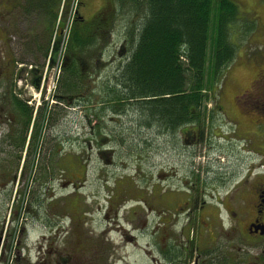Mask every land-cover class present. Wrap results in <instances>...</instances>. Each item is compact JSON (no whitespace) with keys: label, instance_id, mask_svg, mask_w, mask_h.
<instances>
[{"label":"rangeland","instance_id":"rangeland-1","mask_svg":"<svg viewBox=\"0 0 264 264\" xmlns=\"http://www.w3.org/2000/svg\"><path fill=\"white\" fill-rule=\"evenodd\" d=\"M100 1L71 0L69 9L62 11L60 5L58 7L54 5L46 15L42 10L36 11L34 15H26L23 10L16 13L15 19L12 15L8 19L0 16L3 26L6 22L12 21V24L17 22L15 29L13 25L14 30L10 33L12 42L8 49L4 46L3 51L6 53L7 50H10L15 58L19 59V62L21 59L26 60L29 67L31 65L39 68L47 66L49 53L45 57L43 47L47 51L49 44H52L55 52L57 44L59 49L67 45L68 36L74 26V13L76 8L78 9L79 2H88L87 6L82 4V9L78 10L84 16L90 15L89 17H91L97 12L95 9L98 8L97 4ZM236 1L240 6L241 14H243V16H239L244 18L241 21L238 20L237 25L229 26V41L236 48L235 58L227 70V77L219 80L221 75H218L215 85L210 88L211 90H205L208 97L201 107V114L206 118L203 127L205 140H202V145L191 160L188 153L192 144L190 145L188 141H183L180 138L175 139L176 133L174 135L166 134L168 131H160L156 127L149 128L142 125L137 105L124 106L126 109L124 110L122 107L116 106L122 104L123 101H115L109 96L108 89L110 86L112 88L115 83L114 77L118 74V68L126 63L127 57L130 56L129 52H125L126 50L121 46L125 36L124 25L130 15L126 16V12L123 14L116 10H109L110 4L106 6L105 16L109 18L113 16V20L108 27L105 26L106 33L102 37L97 36L95 38L96 45L84 55L91 59L90 62L92 61V64L86 63L93 69L90 77L91 85L87 92L92 97V107L97 109L98 128L102 133L100 136L107 134L109 139L105 142L99 140V145L89 150L86 140L90 133V125L85 117L88 112L83 101L81 107H73L71 111L66 108V111L63 110L61 114L59 113V125L54 129L50 127L45 137L50 140L48 141L50 153L47 154L50 181L45 185L47 194L44 198L46 196L51 198L49 210L51 222L55 219L58 221L70 219L64 230L50 231L52 255H55L59 249L63 250L75 264H156L152 258L159 257L162 246L161 243L152 244L150 232L158 230V215L150 214L149 212L153 209L149 211L148 205V213L140 214L141 217L138 221L140 226L145 219L147 222L144 234L138 236V245L124 240L122 234L116 230H114L116 233L112 234L117 243L105 242L106 235H103L101 229H119L123 226L122 222L126 225L125 213H123L122 222L120 218L113 217V212L110 219H105V213L112 211L109 210V197H115L114 200L119 203L120 199L124 197L143 195V191L151 190L152 185L157 183L161 185L162 189L178 190L180 199L173 201L172 206L177 207L182 213L178 205H183L184 199H181L184 198L183 194H190V179L192 178L190 161L194 164L193 170L195 171L199 168L207 169L216 166L215 162L222 164L225 161L227 166L233 165L238 169L237 173L240 171L241 177L244 178L250 164L254 166L264 157L261 150L264 140L261 138L255 139L254 144H257L255 145L257 149L253 148L251 152L247 151V146L250 145L247 137L253 136L255 132L246 130L242 132L244 137L239 139L232 134L233 127L230 122L227 123L229 120L225 115H221L220 112L214 113V109L217 108L215 101H218L219 98L221 99L219 103L224 105L235 98H240L242 101H247L245 106L243 102H239L243 108L245 107L249 111L244 113H251L253 117L257 114L256 117L260 119L264 114V110L260 109L264 103V0ZM89 5H91V11H88ZM257 6H261V12L258 10L254 12V19L249 21V12ZM99 18H103V15H100ZM60 20L61 23H59ZM44 24H48L51 28L49 38V32L43 31ZM91 25H94V22L91 24L85 20V23L79 22L75 27L78 29V33H81L82 29H91L92 31ZM61 37L63 42L61 40L62 43H59ZM1 45L3 47L4 44L1 43ZM103 47H105V52L102 56L99 54V50ZM102 51L100 50V52ZM1 53L2 50H0V56ZM54 65L50 63L49 67ZM245 90H250L249 94L242 95ZM87 92L84 94L85 99L88 97ZM36 100H39L38 96ZM34 103L36 110L37 102L34 101ZM53 106L54 103L50 100L48 108L50 114L53 111ZM237 111L238 108L234 107L229 115L233 118ZM93 116H91V125L96 122V118ZM213 123L222 124L223 126L219 129L220 133L221 130L224 131L225 135L230 136L231 139H220V141L216 139L214 141L213 133L207 128H210ZM257 124L259 129L255 137H264V122H257ZM212 139L213 143H211ZM108 144V148H113L114 152L111 155L97 157L96 150L105 146L107 148ZM254 173L257 175L254 174L252 179L261 175V170ZM159 176L164 179H159ZM158 180L160 181L158 182ZM75 184L82 185V187L76 188ZM136 185H140L142 188H138ZM213 186H206L208 194L215 193ZM78 189L81 191L79 192ZM128 205H134V202L130 201ZM86 207H88V211L87 214H84ZM115 208L119 211L121 209L118 208V204H114L113 209L115 210ZM83 216L93 221L85 223ZM179 216L181 226L176 228L177 232L183 228L187 218L186 214ZM46 230L35 228L29 235L30 242H35L34 240L41 234L47 235L48 231ZM184 238H190V227H186ZM155 239H159L158 233ZM100 241L105 242V245L100 244ZM101 245L103 247H100ZM144 247L145 249H143ZM210 250L211 248L208 249V251ZM257 252L259 250L254 245H242L244 258ZM30 254H38L36 246Z\"/></svg>","mask_w":264,"mask_h":264},{"label":"flooded vegetation","instance_id":"flooded-vegetation-1","mask_svg":"<svg viewBox=\"0 0 264 264\" xmlns=\"http://www.w3.org/2000/svg\"><path fill=\"white\" fill-rule=\"evenodd\" d=\"M101 1L97 4L96 13L91 17L80 13L76 17L75 24L85 23L86 20L91 24L94 22L91 28L97 24L109 26L113 16L106 17L105 8L110 4L109 10H120L117 5L118 0ZM82 4L87 6L88 2H79V10L82 9ZM54 5L57 7L60 5L62 11L67 10L71 6V0H0V16L8 19L12 15L15 19L16 13L23 10L26 15H34L40 10L46 15ZM142 5L145 7L144 1ZM139 7L138 0H124L123 8L126 16L130 15L129 20H126L133 26L137 22H142L147 16V8L142 11ZM91 10L89 5L88 11ZM254 12L256 11L252 12V16H255ZM100 15H103V18H99ZM16 24L17 22L12 24L11 21L3 26L0 22V42L4 44L2 47L0 43V50H2V57L0 56V264H75L73 259L59 248L55 255L51 254L50 231H62L65 226L58 219L51 222L49 211L51 198L47 196L44 198L47 194L45 185L50 181L47 156L50 153L48 149L50 140L45 137L50 127L54 129L59 125V113L66 111V108L71 111L73 107H81L83 101L89 113L85 115L90 125V133L87 134L86 140L89 150L98 146L99 140L105 142L109 139L107 134L100 136L102 133L98 128L97 109L92 107V97L87 92L91 85L90 77L93 69L86 63L92 64V61L90 62L91 59L84 54L74 53L71 47H67L58 85L64 68L72 64L74 58L81 69V76L83 79L86 78V81L84 83L79 81L74 87L79 90L72 94L63 93V88H60V85L57 86L52 100L53 111L50 114L49 102L45 99L49 70L45 73L44 66L29 67L26 60L21 59L19 62L10 50L6 53L3 51L4 46L8 49L12 42L10 33L15 29ZM50 29L48 24H44L43 31L49 32L48 38ZM101 34L104 35V33ZM43 50L46 57L50 51V44L47 51L44 47ZM74 76L79 79L78 75L74 74ZM36 82L40 87L43 85V95L40 100H36L35 88L32 87ZM73 84L75 85V81ZM86 92L88 97L85 99ZM248 92L250 90H245L242 95ZM34 101L37 102L36 110ZM220 101V98L215 101L217 108L214 109V113L220 112L221 115H225L229 120L227 123L230 122L233 127L232 134L239 139L244 137L242 132L246 130L255 132L253 136L247 137L250 141L247 151L257 149L255 146L257 144H254L255 139L264 140V137H255L259 129L257 122H264V114L260 119L256 117L257 114L253 117L251 113H244L247 109L243 108L239 102H243L245 106L247 101H242L240 98L229 101L227 105L220 104ZM234 107L238 108V111L232 118L229 112ZM260 109L264 110V103ZM91 116L96 118L94 125H91ZM205 120V116H202L177 131L166 133L171 135L176 133L175 139L180 138L192 144L188 153L190 160L196 155L202 140H205L203 131ZM222 126V124L213 123L210 128L207 127L213 133L214 141L231 139L230 136L225 135L224 131L221 130L220 133L219 129ZM261 150L264 153V144L261 145ZM113 152V148L105 146L96 150V156L111 155ZM223 163L215 162L216 166L207 169L199 168L200 170L195 171L194 164L190 161V175H192L190 194H183L184 198H181L184 199L183 205H178L182 213L177 207L172 206L173 201L180 199L178 190L162 189L157 183L152 185L151 190L143 191V195L124 197L119 203L114 200L115 197H109V210L112 211L105 213V219H110L113 212V217L120 218L122 222L123 213H125L126 225L122 222L123 226L119 229H101L103 235H106L104 241L116 244L112 234L116 233L114 231L116 230L122 234L124 240L138 245V236L144 234L147 219L141 226L138 221L140 214L148 213V205L149 211L153 209L149 213L157 214L159 220L158 230L150 232L152 244L161 243L162 246L159 257L152 258L156 264H264V157L256 165L250 164L244 178L241 177L240 171L237 173L238 169L233 165L229 167L225 161ZM257 170H261V175L252 179L254 174L257 175L254 173ZM162 176H159V179L163 180ZM248 183L251 184L248 185ZM211 185H214L215 193L208 194L206 186ZM75 187L80 188L82 185L75 184ZM137 187L142 188L140 185ZM78 191L80 192L81 189ZM130 201H133L134 205H128ZM114 204H118L120 211L113 209ZM85 210L84 214H87L88 207ZM178 214H186L187 217L180 232L176 231V228L181 226ZM83 220L85 223L93 221L86 216H83ZM186 227H190L188 239L184 238ZM35 228L47 229V235L41 234L34 240L35 242H30L29 235ZM157 233L159 239H155ZM105 242L99 243L105 245ZM243 244L254 245L259 252L244 258ZM102 245L100 247H103ZM35 246L38 254L32 255L30 252ZM209 248H211L210 251H208Z\"/></svg>","mask_w":264,"mask_h":264},{"label":"trees","instance_id":"trees-1","mask_svg":"<svg viewBox=\"0 0 264 264\" xmlns=\"http://www.w3.org/2000/svg\"><path fill=\"white\" fill-rule=\"evenodd\" d=\"M138 2L142 11L147 8V16L135 26L130 21L124 25L125 40L132 44L131 54L118 68L109 96L123 101L116 106L124 110V106L137 105L142 125L171 133L204 116L201 107L208 97L205 90H211L218 75L219 80L227 77L236 52L229 41V26L241 18L240 6L236 0ZM117 5L118 12L124 14V0H118ZM75 26L67 47L79 54L90 51L96 45L95 38L102 37L108 27L97 24L92 31L82 29L78 33ZM104 48L100 50L105 52ZM80 72L74 58L60 79L63 93L79 90L74 87L84 80Z\"/></svg>","mask_w":264,"mask_h":264},{"label":"built area","instance_id":"built-area-1","mask_svg":"<svg viewBox=\"0 0 264 264\" xmlns=\"http://www.w3.org/2000/svg\"><path fill=\"white\" fill-rule=\"evenodd\" d=\"M60 64V63H59ZM54 70L56 71L57 70V66L54 68ZM57 74H59V72L57 71V72H55V74H54V77L52 78V80L50 81V83L48 84V92H49V94L53 91V90H55V88H56V78H55V76L57 75Z\"/></svg>","mask_w":264,"mask_h":264},{"label":"water","instance_id":"water-1","mask_svg":"<svg viewBox=\"0 0 264 264\" xmlns=\"http://www.w3.org/2000/svg\"><path fill=\"white\" fill-rule=\"evenodd\" d=\"M37 85H38V82H37Z\"/></svg>","mask_w":264,"mask_h":264}]
</instances>
